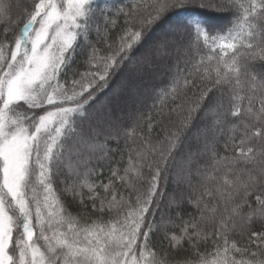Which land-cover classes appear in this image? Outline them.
<instances>
[{
  "label": "snow or ice",
  "instance_id": "1",
  "mask_svg": "<svg viewBox=\"0 0 264 264\" xmlns=\"http://www.w3.org/2000/svg\"><path fill=\"white\" fill-rule=\"evenodd\" d=\"M13 7L0 0V264H264V0ZM188 7L227 18L178 21L152 40ZM149 43L145 75L162 83L123 117L93 115ZM161 88L170 104L145 120Z\"/></svg>",
  "mask_w": 264,
  "mask_h": 264
},
{
  "label": "trees",
  "instance_id": "2",
  "mask_svg": "<svg viewBox=\"0 0 264 264\" xmlns=\"http://www.w3.org/2000/svg\"><path fill=\"white\" fill-rule=\"evenodd\" d=\"M6 2L11 3L13 7V15L16 14V12L20 11V9L24 8L25 4L31 3V0H6ZM101 3H107L110 6H122L123 4L127 5L129 3L135 4L139 3L140 0H100ZM240 2H243V0H240ZM227 17L225 14L209 11L207 9L198 8V7H188V8H181L176 10L175 12H172L168 15V17L165 18V20L161 21L156 28L153 30L154 35L152 36V40L157 38L156 33L159 30H166L170 29L171 26L178 22V21H195L199 22L201 24H204L206 27L213 28L221 23L226 19ZM17 35H19V32H17ZM155 37V38H154ZM154 38V39H153ZM91 42L88 39H85L81 43V49H84L85 45L87 43ZM150 44V43H149ZM145 47L140 48L138 51L134 53V55L131 58V62L127 63L122 72L118 75V77L115 79L111 89L107 91L105 95H102L98 102L95 104L92 114H100L103 115L105 110H112L116 109L117 112L123 117L126 106L127 111L131 112V99L132 97L147 95L150 93L151 88L145 87V84L153 85V84H161L163 78L159 77L156 79H147L145 75V67L147 64L146 57L144 56ZM141 76H145V79H140ZM162 99L157 101V104L155 107L151 108L147 111V115L145 116V120L148 116L156 115L160 111V107L170 104V100L167 99V94L164 93L163 88L160 89ZM151 103V101H149ZM138 114V113H137ZM129 144H131V141H129ZM133 148H135V145H132ZM121 149L125 150V146L122 144ZM76 149L73 148L71 152L65 153V161L68 168L69 174L72 173V169L75 167L76 163ZM223 155V152H221ZM117 159H120L121 157L117 156ZM126 159V157H125ZM115 166V165H114ZM187 168V164L183 158V154L177 157L175 162V174H178L179 176H183L184 172ZM92 173V179L96 180V183L100 182H106L108 179V170L107 168L104 169V175L96 179V171L94 168L90 166L89 169ZM87 175V173H85ZM204 176L212 177L215 175L214 172L211 171V169H206ZM89 183H91V179L89 180ZM206 183L211 186L212 181L207 180ZM120 195H123V192L119 193ZM214 204V202H213ZM34 224H37V230H38V223L37 221H33ZM160 223L165 224L170 229H175L177 225L179 224V220L176 219V217L173 215L171 210H164L160 214ZM50 234V233H49ZM35 239V237H34ZM255 250V249H253ZM173 256L176 257L178 260H182L185 257V253H172ZM239 258V257H237ZM247 258V257H245Z\"/></svg>",
  "mask_w": 264,
  "mask_h": 264
},
{
  "label": "rangeland",
  "instance_id": "3",
  "mask_svg": "<svg viewBox=\"0 0 264 264\" xmlns=\"http://www.w3.org/2000/svg\"><path fill=\"white\" fill-rule=\"evenodd\" d=\"M57 2H59V0H57ZM166 31H168V29H166V30H164V29L159 30V31H157L156 36L159 37L162 33L166 32ZM154 38H155V37H154ZM154 38H153V39H154ZM155 39H156V38H155ZM155 39H154V40H155ZM154 40H153V41H154ZM148 46H150V44L145 46V51H146V48H147ZM143 53H144V56H145V52H143ZM156 78H159V77L157 76ZM156 78H154V79H156Z\"/></svg>",
  "mask_w": 264,
  "mask_h": 264
}]
</instances>
